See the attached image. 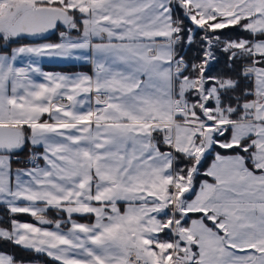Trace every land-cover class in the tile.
<instances>
[{
	"label": "snow or ice",
	"instance_id": "6c2138e0",
	"mask_svg": "<svg viewBox=\"0 0 264 264\" xmlns=\"http://www.w3.org/2000/svg\"><path fill=\"white\" fill-rule=\"evenodd\" d=\"M0 205L58 264H264V0H0Z\"/></svg>",
	"mask_w": 264,
	"mask_h": 264
},
{
	"label": "crops",
	"instance_id": "0c3cea01",
	"mask_svg": "<svg viewBox=\"0 0 264 264\" xmlns=\"http://www.w3.org/2000/svg\"><path fill=\"white\" fill-rule=\"evenodd\" d=\"M60 37L58 34V37L55 39H42V40H36L31 42H25V43H19L15 44L12 47H19L21 45H31V44H43V43H59ZM28 62V58L24 57L21 58L18 61V66H26ZM39 66L44 72L54 73V74H65V75H76V74H87V75H94V65L88 61L84 60H77V59H67L63 57H56V56H45L41 57L38 60ZM61 66H64V68H60ZM37 79L42 81V77H37ZM29 150L30 146H29ZM37 151H42V149H36ZM28 156V154H27ZM27 156L22 158V164L18 165L16 163L13 164V168L17 167H24L25 164L23 163ZM212 159V158H211ZM43 162L41 161V164ZM211 163V160L209 161V164ZM35 223V221H26ZM49 228L52 226L49 225ZM0 253L10 254L7 251L0 250ZM23 262V264H46L44 262L40 261H23V260H17Z\"/></svg>",
	"mask_w": 264,
	"mask_h": 264
},
{
	"label": "trees",
	"instance_id": "16d2710c",
	"mask_svg": "<svg viewBox=\"0 0 264 264\" xmlns=\"http://www.w3.org/2000/svg\"><path fill=\"white\" fill-rule=\"evenodd\" d=\"M225 31H229V30H225ZM232 34L235 35V33H232ZM57 37H58V33H55V34H51L46 39H55ZM31 41H33V40L26 38V39H21L19 41V43H25V42H31ZM13 45H15V44H12L11 47ZM194 51H195V48H193V50L190 51L188 54L191 56L194 54ZM220 67L223 68L222 63L220 65ZM60 68H64V66H61ZM27 154H28V151H25L24 153L20 154V157H19L20 161L22 160L23 157L27 156ZM210 160H211V157L209 158L208 163ZM19 164L21 165L22 161ZM0 216L2 217V220L4 221V224H6L7 221L10 219V214L7 212V209L3 205H0ZM6 219H7V221H5ZM0 250L7 251L11 255H13L17 260H37V261H42L46 264H58V262L52 260L51 258L47 257L46 255L26 251V250L20 248L19 246H15V245L8 243V242L0 241Z\"/></svg>",
	"mask_w": 264,
	"mask_h": 264
},
{
	"label": "rangeland",
	"instance_id": "374dc122",
	"mask_svg": "<svg viewBox=\"0 0 264 264\" xmlns=\"http://www.w3.org/2000/svg\"><path fill=\"white\" fill-rule=\"evenodd\" d=\"M49 217L54 219V218H56V214L54 212H50L49 213ZM16 218L19 219V220H21V221H35L33 217H31V216H29L27 214L18 215ZM77 219H80V218L77 217ZM5 221H7V219ZM81 222H89V221L82 220ZM0 226H2V227H8V224L7 223L4 224V221L2 220V217L1 216H0ZM23 261H37V260H23ZM40 262H42V261H40Z\"/></svg>",
	"mask_w": 264,
	"mask_h": 264
},
{
	"label": "water",
	"instance_id": "95a60500",
	"mask_svg": "<svg viewBox=\"0 0 264 264\" xmlns=\"http://www.w3.org/2000/svg\"><path fill=\"white\" fill-rule=\"evenodd\" d=\"M51 35V34H50ZM50 35H48L47 37H49ZM28 39H31V40H33V41H35L34 39H32V38H28ZM38 40H42V39H38Z\"/></svg>",
	"mask_w": 264,
	"mask_h": 264
}]
</instances>
